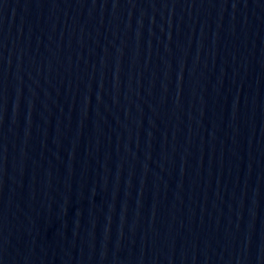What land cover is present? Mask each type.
<instances>
[{
  "label": "water",
  "instance_id": "95a60500",
  "mask_svg": "<svg viewBox=\"0 0 264 264\" xmlns=\"http://www.w3.org/2000/svg\"><path fill=\"white\" fill-rule=\"evenodd\" d=\"M0 264H264V0H0Z\"/></svg>",
  "mask_w": 264,
  "mask_h": 264
}]
</instances>
